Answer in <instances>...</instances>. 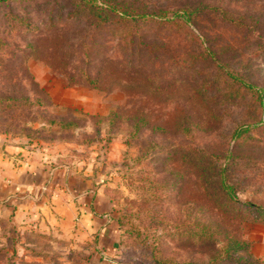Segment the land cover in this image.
Returning a JSON list of instances; mask_svg holds the SVG:
<instances>
[{"label": "rangeland", "instance_id": "1", "mask_svg": "<svg viewBox=\"0 0 264 264\" xmlns=\"http://www.w3.org/2000/svg\"><path fill=\"white\" fill-rule=\"evenodd\" d=\"M102 2L164 17L95 26L84 17ZM203 5L262 21L232 25ZM77 67L99 82L70 79ZM257 89L264 0H0V138L59 154L107 214L102 232L5 222L0 264H190L229 236L264 262V222L235 218L217 190L221 179L235 200L264 206Z\"/></svg>", "mask_w": 264, "mask_h": 264}, {"label": "crops", "instance_id": "2", "mask_svg": "<svg viewBox=\"0 0 264 264\" xmlns=\"http://www.w3.org/2000/svg\"><path fill=\"white\" fill-rule=\"evenodd\" d=\"M59 157L31 154L0 138V221L15 230L49 231L72 222L77 229L103 231L107 214H94L98 194L89 180L60 165Z\"/></svg>", "mask_w": 264, "mask_h": 264}, {"label": "trees", "instance_id": "3", "mask_svg": "<svg viewBox=\"0 0 264 264\" xmlns=\"http://www.w3.org/2000/svg\"><path fill=\"white\" fill-rule=\"evenodd\" d=\"M84 3L83 5H85ZM205 8V11L207 12H216L215 15L220 16L223 20L227 21L228 23L232 25L237 26H243L244 23L249 19H251L252 23L254 25H259V23L262 21L260 18V15H255V18L250 15L246 17L244 14L237 15L238 17H233L232 15H229L225 9H219L217 7L203 5ZM198 9V8H197ZM88 10H90L88 13L85 14V19H95V26H104L109 24H116L120 26H131L134 24L136 19L138 20H145V18H157V17H164L163 13L152 11V13H136V15H130L125 12H117L113 10V7L109 4L101 3L100 5H89ZM94 10V12H93ZM187 12V11H186ZM90 13V14H89ZM162 14V15H161ZM185 12L182 13L184 15ZM181 17L178 13H173V17L171 19H168L167 22H172L175 20V18ZM246 20V21H245ZM84 47V46H83ZM109 55L104 56L102 59V63L106 62L107 59H109ZM99 70V69H98ZM93 74V75H92ZM99 72L97 73H90L86 71L85 69H81L77 67L75 69V73L71 76H69L70 79H77L81 84L85 85H96L99 82ZM250 88H253V86H249ZM258 92L263 93L264 90L257 89ZM141 120V119H139ZM64 126L70 125L71 122H61ZM237 135V133H235ZM211 163H208V168H212V171L215 172L216 167H211ZM217 175H219V172H216ZM218 192L220 193L221 197L225 200L224 202H228V204H232V207H234V211L237 213H232V215L236 217H243L245 219L251 218V220L255 222H264V206L257 205L251 202H242L239 200L234 199L233 195V188L226 185L223 180L220 179L218 182L217 187ZM213 196V194H212ZM230 206V205H229ZM240 212H243V215H240ZM251 216V217H250ZM1 228L5 222L3 220L0 221ZM218 228V227H217ZM202 234L205 236H211L212 233H207V228L203 226L202 228ZM219 229V228H218ZM226 235L224 231L220 232ZM219 233V234H220ZM220 250H215L213 254L208 255L206 260H203L201 262H191L190 264H264L262 260L252 255L250 252V243L241 240L239 238H236L234 236L225 237L220 241ZM219 243V244H220ZM214 247V246H213ZM215 249V248H213Z\"/></svg>", "mask_w": 264, "mask_h": 264}]
</instances>
